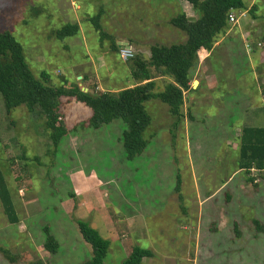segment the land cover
Instances as JSON below:
<instances>
[{"label": "rangeland", "instance_id": "rangeland-1", "mask_svg": "<svg viewBox=\"0 0 264 264\" xmlns=\"http://www.w3.org/2000/svg\"><path fill=\"white\" fill-rule=\"evenodd\" d=\"M245 1L257 4V19L238 13L219 37L192 75L181 120L156 98L146 103L150 143L132 160L121 141L123 120L93 129L86 124L91 109L65 98L60 120L69 133L56 148L41 113L24 105L8 111L0 94V168L19 217L10 222L0 198V264L89 259L78 218L110 239L105 264H121L135 245L154 253L142 264H264V229L254 223L264 227V179L245 188V173L235 170L241 128L264 126V45L257 44L264 40L255 32L264 27V0ZM184 6L191 20L201 17L184 0H0V27L22 44L37 77L47 71L52 85L103 92L134 83L133 61L112 43L127 41L148 60L153 44L185 42L171 24ZM101 11L103 35L90 20ZM67 23H78L79 33L57 39ZM151 70L160 92L171 79ZM224 174L234 177L221 189ZM46 225L60 243L57 253L44 247Z\"/></svg>", "mask_w": 264, "mask_h": 264}, {"label": "trees", "instance_id": "trees-1", "mask_svg": "<svg viewBox=\"0 0 264 264\" xmlns=\"http://www.w3.org/2000/svg\"><path fill=\"white\" fill-rule=\"evenodd\" d=\"M199 7L201 17L191 20L183 11L171 19V24L184 31L187 39L183 43L171 45L153 44L148 60L140 54L133 61L131 76L135 85L124 87L118 91L107 90L91 92L83 90L79 85H52L50 74L42 71L36 76L26 61L22 44L15 36L0 27V94L3 96L6 109L12 111L22 105L29 111L36 110L45 117V127L50 132L53 145L58 148L61 140L69 133V129L61 119V104L65 98H75L91 109V116L86 124L99 129L115 120H123L127 125L121 141L127 159L132 160L145 151L150 143L146 134L152 123V116L146 103L154 98L168 106L169 113L175 120H181L180 113L185 103V91L191 89V71L198 65L199 50L211 51L219 37L230 29L229 14L231 11L250 12L257 19V4L250 8L245 0H185ZM102 11L90 20L95 29L101 32ZM80 31L78 23H67L55 32L57 39L74 36ZM113 50H119L117 43H112ZM130 60V61H131ZM154 68L158 76L169 77L163 90L155 92L156 77L151 70ZM264 96V85L262 86ZM1 142V134H0ZM239 168L249 172L252 168L264 171V127L245 126L242 129L239 143ZM180 175L176 189L179 188ZM249 178L248 181H254ZM178 187V188H177ZM231 195H228V199ZM0 198L8 219L12 223L19 221L12 196L6 185L5 177L0 168ZM83 239L92 247L89 259L79 264H105V258L111 246L109 238L92 226L86 219L76 220ZM256 228L264 229L260 221H254ZM45 233L44 247L51 253H57L60 243L52 233L49 225L43 228ZM153 251L135 245L130 254L121 264H142L144 258L152 257ZM30 264H57L36 258Z\"/></svg>", "mask_w": 264, "mask_h": 264}, {"label": "crops", "instance_id": "crops-1", "mask_svg": "<svg viewBox=\"0 0 264 264\" xmlns=\"http://www.w3.org/2000/svg\"><path fill=\"white\" fill-rule=\"evenodd\" d=\"M179 1H182V0H179ZM185 1V0H184ZM250 1H253V0H250ZM187 2V1H186ZM246 2V1H245ZM189 3V2H188ZM247 4V3H246ZM254 4L253 3H250L249 5L247 4V6L250 8L251 6H253ZM182 11H184L185 13H188L187 12V7L186 6H184L183 7V9H182ZM189 15V14H188ZM187 15V16H188ZM253 20H256V19H254L253 18ZM230 31V30H229ZM228 31V32H229ZM255 32H257V34H259L260 35V38L261 39H263L264 40V27H262V26H259L256 30H255ZM222 40H224V38H221L216 44H215V46H214V48L211 50V51H208V50H206V49H200L199 50V52H198V54H199V62H198V65L191 71V75H194V73L196 72H198V71H200V69L204 66L203 64H204V61H207L208 59H209V57L211 56V54L214 52V49H216V45H220V43L222 42ZM123 42H125V41H123ZM127 42V41H126ZM129 43V42H128ZM130 44V46L133 48V46L131 45V43H129ZM252 44H253V42H252ZM258 44V46L259 47H262L263 45H264V42H262V41H260V42H258L257 43ZM134 49V48H133ZM136 53V52H135ZM83 77V76H82ZM84 78V77H83ZM264 81V80H263ZM135 85V83H132L131 85H130V87L131 86H134ZM260 85V84H259ZM261 86V85H260ZM259 86V89L261 88ZM129 87V86H128ZM122 89V88H121ZM88 90V89H87ZM118 90H120V89H116L115 91H118ZM260 94H261V91H260ZM261 98H262V95H261ZM246 121H248V122H255V121H257V120H246ZM251 124V123H250ZM245 126H251V127H264V126H253V125H245ZM244 126V127H245ZM244 127H242V128H244ZM242 128H241V130H242ZM239 141H240V138H239ZM238 154H237V158H236V156H235V170H236V172H239V173H245V175H246V179L244 180V183H242V186L243 187H247L246 186V184H250L251 185V187H254V188H257L258 186H259V178H261L262 179V181H263V179H264V177H263V175H264V171H260V170H258V169H255V168H252L249 172H247L245 169H241V168H239V160H240V156H239V147H238ZM227 168H228V166H225L224 164H223V166H221V171H223L224 169L226 170V173H227ZM224 173V172H223ZM224 177H227L226 179H225V181H223V183L221 184V186H220V188L222 189H225V188H227L228 187V185L231 183V181H232V179H233V175L231 176V175H225L224 174V176H223V180H224ZM249 178H254L255 180L252 182V181H248L249 180ZM227 199H228V195H227ZM131 252V251H130ZM130 254V253H129ZM143 262H144V260H143Z\"/></svg>", "mask_w": 264, "mask_h": 264}, {"label": "built area", "instance_id": "built-area-1", "mask_svg": "<svg viewBox=\"0 0 264 264\" xmlns=\"http://www.w3.org/2000/svg\"><path fill=\"white\" fill-rule=\"evenodd\" d=\"M242 16L246 15V11L245 12H241L240 13ZM238 21V14L236 11H231L229 14V22L231 23H237ZM250 44H247V47H249ZM120 56L124 61H128L130 59H132L135 56V50L130 46V47H124V46H120Z\"/></svg>", "mask_w": 264, "mask_h": 264}, {"label": "water", "instance_id": "water-1", "mask_svg": "<svg viewBox=\"0 0 264 264\" xmlns=\"http://www.w3.org/2000/svg\"><path fill=\"white\" fill-rule=\"evenodd\" d=\"M118 44H119V47L120 46L130 47V44L128 42H126V41L125 42H119ZM198 84H199V81L198 80H194L193 87L196 88L198 86ZM83 90L87 91V89H85V88H83Z\"/></svg>", "mask_w": 264, "mask_h": 264}]
</instances>
